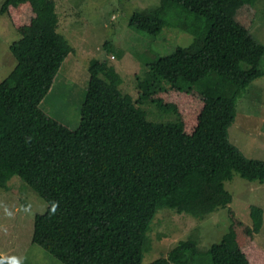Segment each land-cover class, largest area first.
<instances>
[{
    "label": "trees",
    "instance_id": "trees-1",
    "mask_svg": "<svg viewBox=\"0 0 264 264\" xmlns=\"http://www.w3.org/2000/svg\"><path fill=\"white\" fill-rule=\"evenodd\" d=\"M255 2L161 0L137 9L130 25L152 35L173 3L207 23L189 45L148 61L138 81L139 99L175 108L178 122L148 120L120 89L116 67L94 58L76 128L42 107L73 51L58 31L56 1L2 2L0 14L21 37L10 45L16 66L0 82V187L17 175L47 201L34 218V243L64 264H144L160 207L200 219L228 208L219 241L201 249L191 236L148 264H264L256 240L264 209L253 204L246 224L225 184L234 172L264 182V160L244 156L228 138L239 97L263 74L264 44L251 31ZM0 264L14 263L0 253Z\"/></svg>",
    "mask_w": 264,
    "mask_h": 264
},
{
    "label": "rangeland",
    "instance_id": "rangeland-1",
    "mask_svg": "<svg viewBox=\"0 0 264 264\" xmlns=\"http://www.w3.org/2000/svg\"><path fill=\"white\" fill-rule=\"evenodd\" d=\"M4 0H0V5ZM58 31L73 51L62 65L54 86L42 102L43 109L72 128L79 126L81 107L89 82L92 59L108 61L118 70L120 89L129 94L147 119L176 123L175 108L162 107L149 98L139 99L138 81L144 77L148 61L171 53L178 45H189L206 21L173 3L164 12L166 25L157 35L130 25L137 9L157 7L161 0H55ZM253 35L264 44V0H256ZM21 37L7 13L0 14V82L14 69L17 59L10 45ZM108 42V43H107ZM108 44V47L106 45ZM263 74L253 80L237 102L236 120L229 128V141L248 158L264 160V57ZM233 194L230 206L235 215L252 225L251 206L264 209V182L249 180L234 172L225 182ZM47 201L19 176L12 177L7 189L0 187V253L14 264H64L33 242L35 215L47 208ZM230 224L228 208L200 219L191 213L162 206L158 209L146 238L144 264L168 254L181 240L194 237L201 249L219 241ZM264 248V223L256 233ZM174 264V263H173Z\"/></svg>",
    "mask_w": 264,
    "mask_h": 264
}]
</instances>
